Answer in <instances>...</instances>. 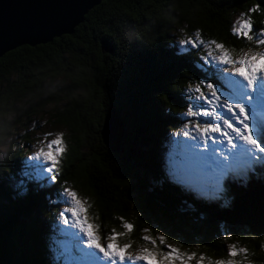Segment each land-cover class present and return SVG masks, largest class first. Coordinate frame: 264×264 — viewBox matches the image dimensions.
<instances>
[{"label":"trees","instance_id":"trees-1","mask_svg":"<svg viewBox=\"0 0 264 264\" xmlns=\"http://www.w3.org/2000/svg\"><path fill=\"white\" fill-rule=\"evenodd\" d=\"M240 12L250 16L255 32L264 29V0H105L71 34L0 58V149H6L0 156V264H54L53 244L43 233L54 212L49 200L65 185L87 192L88 213L102 234L121 233L126 222L133 227L121 238L138 246L154 226L190 253L223 258L225 244L233 243L247 250L249 261L264 264V233L216 219L247 190L264 185L262 165L247 170L244 184L227 181L233 190L227 207L183 188L163 167L166 133L185 108L186 86L219 82L200 67L202 51H178L169 35L199 30L234 57L252 42L231 31V18ZM103 43L110 53L101 52ZM48 105L53 121L69 132L58 178L50 188L28 182L11 195L3 179L21 157L14 130ZM107 111L123 126L117 147L106 139L111 150L100 135Z\"/></svg>","mask_w":264,"mask_h":264},{"label":"snow or ice","instance_id":"snow-or-ice-1","mask_svg":"<svg viewBox=\"0 0 264 264\" xmlns=\"http://www.w3.org/2000/svg\"><path fill=\"white\" fill-rule=\"evenodd\" d=\"M253 11L256 9H250L249 14ZM244 15L241 14L240 20L233 24V35L248 41H253L255 38L257 48L264 45V29L255 32L250 16L244 19ZM194 36V40L181 41V52L190 51L183 47L186 44L197 49L203 46L207 49V55L201 57L204 64L200 67L213 75H220L223 83L202 81L195 86L194 90L199 95L189 98L203 103L190 104L187 111L182 114L197 119L190 120L184 125L183 136L187 141H175V147L168 159V171L175 182L196 189L204 195L219 197L223 192L221 182L226 176L237 172L243 175L252 165L264 162V126H262L264 115L258 112V104L264 100V52H254L250 49L238 59H233L232 53L223 44L203 40L199 30ZM214 52H218L219 55H213ZM224 65L231 67V76L222 75L228 71L227 68L222 67ZM202 86L208 90L207 93L202 91ZM187 91L189 93L193 91L191 85ZM205 105L209 106L211 111H208ZM254 118L255 127L252 124ZM189 124L192 125L191 130ZM214 133L223 139L211 135ZM45 147L47 151L40 148L34 155L29 156L27 161H39L43 158L49 166L26 163L20 173L19 188L26 190L28 182L43 183L45 180L56 182L59 158L65 151L62 134H57L45 144ZM45 173L50 175L45 176ZM63 191L68 198L64 203L71 205L64 208L61 213L64 223H69L66 214L71 213L75 218L72 227H78L79 232L86 237L87 247L95 249V252L86 251L80 246L83 237L78 238L69 255L79 264H137L138 261H144V264H190L196 259V253H181L178 248L171 245L168 246L167 251L157 250L156 241L150 236L142 239L151 243L152 248L145 247L133 257L127 253L130 244L120 246L117 243L118 237L125 233H117L114 229L106 237V245H102L99 226L88 222L84 202L77 197L76 192L67 188ZM122 226L126 231H131L133 227L129 223H124ZM165 239L164 236H159L161 244ZM241 253L245 254L244 259H246L247 250L237 249L232 245L228 251L230 259L218 260L215 264H243V261L235 260V257ZM205 259L203 255L199 256L196 264H204ZM209 264L212 262L209 261Z\"/></svg>","mask_w":264,"mask_h":264},{"label":"rangeland","instance_id":"rangeland-1","mask_svg":"<svg viewBox=\"0 0 264 264\" xmlns=\"http://www.w3.org/2000/svg\"><path fill=\"white\" fill-rule=\"evenodd\" d=\"M241 14L242 13L240 12V13H236L235 15L232 16V18H231V31H232L233 24L236 23L238 20H240ZM243 18L246 19L245 15ZM238 26L239 25L237 24V27ZM169 36H170V40L173 42L174 47L178 51H181L180 50L181 49V41L188 40V39H193V40L195 39L194 35L189 36L186 33H184L183 30H180V29L177 30V33H175V35L170 34ZM183 47H185L187 49H191V50L197 49V48H193L191 45H187V44L184 45ZM250 49L254 52L255 51L264 52V45H261L257 48V46L255 44V38H254V40L250 43V48L243 50L239 55L234 56L232 58L238 59L245 52H249ZM199 51H202V53H203L202 56L207 55V49H205L203 46H201V48H199ZM213 55H219V53L214 52ZM203 63H204V61H203ZM222 67L228 69V71L224 72L222 75L231 76V72H232L231 67L229 65H224ZM237 67H239V65H237ZM216 77L219 81V82H217V84H222L223 81H222L220 75H216ZM235 78L239 79V77H235ZM196 85L197 84L191 85L193 88V91L191 93H189L187 91L189 86H186V89L184 91V101H183L185 108L178 115V122H176V126H174L171 131H168L166 133V139L168 142L165 145L166 151L163 154V161H164L163 167L167 173V176L170 179H172V177L168 171V159H169V156L173 152V149L175 147V141H177V140L187 141V138L183 136L184 125L186 123H188L190 120L197 119L195 117L188 118V117L183 116L182 114L187 111L190 104H202L203 103V101H196V100H192L189 98V97H195V96L199 95V93H196L194 90ZM202 91H204L206 93L208 92V90L203 86H202ZM209 95H210V93H209ZM204 107L208 111H211L209 106L205 105ZM53 112H54V107L51 105H48L41 112H39L36 116L29 119V121L27 123H25V125H20L19 127H17L14 130V133H13V138H14V142H15L14 145H16V150L19 149V147H21V151L19 152V156L21 155V157L17 162L14 163L9 174L5 173L4 179L1 178V179H3L4 183L8 184V186H9L8 190L11 191L10 192L11 195L14 194V190L16 188L21 189L18 187L19 180H20V173L23 170L24 165L26 163L40 164V165L45 166V167L49 166L48 162H45L43 160V158H41L39 161H27V158L29 156L34 155L35 152H37L40 148H44V150L47 151L48 149L45 147V144L48 141H51L52 139H54L57 134H62V136H63V143H64L65 151L63 152L62 155H64V153H66V151L68 149V143H67L65 137L66 136L68 137L69 132L67 130H65V128L63 126L58 125L57 123H55L53 121V119L51 117ZM258 112H260L262 115H264V100H261L259 102ZM252 124H253V127H255V124H256L255 118L253 119ZM262 126H264V125H262ZM191 128H192V125L189 124V130H191ZM46 133H51L52 135L46 136L45 135ZM193 134H195V133H193ZM211 135H213L217 138L223 139L222 137H219L218 134L214 133ZM41 141H43L44 143H41ZM5 150H6L5 148L0 149V156H3L5 154ZM62 155H61V157H62ZM60 158H59V164L57 165L58 174L60 173ZM256 165H262L264 168V162H261V163H256V164L252 165L250 170H248V171L251 172L252 167L256 166ZM246 172L243 175L239 174L238 172L229 174L221 182L222 187H223V192L219 195V197H216V198L220 199L221 205L223 207H227L228 205H231V203L233 201V190L230 188V183L227 181L228 180H239L242 184H244L247 181ZM44 175L48 176L50 174L45 173ZM43 185H45L44 187H45V189H47V188H50L53 185V183L45 180L43 182ZM180 185L183 188H186L188 191L193 192V194H195L197 196L204 195L200 191L193 189V188H190L187 185H183V184H180ZM65 188L76 192L77 197L81 201L84 202V207L87 208L88 222L90 224L97 225L93 220V216H90L88 213L92 199L86 196L87 192L85 190L80 192V189H75V188L71 187L70 185H65L62 188V190L59 192V194L56 196V198L49 200V204L53 205V207L49 208V211L52 213L54 210V212H53V216H52L51 220L47 224V231L48 232L43 233V238L47 244H53L52 245L53 247H51V249L53 251H52V256H50V259H52L54 264H79V262L73 260L69 254L72 253L73 246H74L76 240L80 237H83V234L79 232L78 227H72V223H73L75 218L71 216V213L66 214L67 217L69 218L68 224L64 223V217L61 216V213L63 212L64 208L71 206L70 204L64 203V200L68 199L67 194L63 191V189H65ZM21 190H23V189H21ZM262 192L263 193H260V194L258 193V194L264 195V190ZM212 197L213 196L206 195V197H204V198L209 199ZM231 217L234 218V215ZM82 218H83V214H82ZM124 223H126V222H121V231H122L121 233L126 232V230L122 226ZM152 229H155V232L152 233L148 229H147L148 231L143 232V234L141 236V244L138 246L131 244V242L126 240V239H122L121 238L122 236L118 237L117 243L120 246H123L124 244H130L131 247L127 250V253H129L133 257H135V255L139 254V252L143 248H145V247H147L149 249L152 248L151 243L142 239L145 236H150V237H152V239H154L156 241L157 250L167 251L168 246L171 245L172 247L178 248L181 253L191 254L187 250L178 247L177 245L173 244L172 242H169L167 240L165 234H163L161 231H159L156 227L152 226ZM112 231H113V228L107 230V232L102 234L101 229L99 228V236L101 237L100 242L102 245H106V243H107L106 237L109 234H111ZM117 233H120V232H117ZM74 234H77V235H74ZM161 235L166 238L165 242L163 244H161L159 241V236H161ZM232 245H234L237 249L242 248L241 246H239L237 244L226 243L225 248H224L225 255L223 258H216V259L213 257L210 258L202 252L201 253L195 252L196 253V259H198L199 256L203 255L206 258L204 261V264H209V261H211L212 264H215V262L218 260H225L226 261V260L230 259V257L228 256V251H229V247ZM80 246L82 248H84L86 251L95 252V249H89L87 247L86 237H83V239L81 240ZM244 256H245V254L241 253L240 255L235 257V260L243 261V264H255V263L249 261L248 257L246 259H244ZM196 259L192 260L190 262V264H196ZM137 264H144V261H138Z\"/></svg>","mask_w":264,"mask_h":264},{"label":"water","instance_id":"water-1","mask_svg":"<svg viewBox=\"0 0 264 264\" xmlns=\"http://www.w3.org/2000/svg\"><path fill=\"white\" fill-rule=\"evenodd\" d=\"M101 1L105 0H0V58L15 48L24 45L34 47L51 42L61 35L71 34L82 22L83 16ZM110 51L108 44L101 45L102 53ZM122 130L123 126L115 119L114 113L107 111L100 130L103 143L107 146L108 139L109 143L112 142V147H117ZM263 190L264 185L247 190L234 201L232 210H224L216 219L227 223L246 222L255 230L258 229L257 232L264 233V195H259ZM248 205L259 212L256 214V220L254 215L244 218L231 217L237 211H248L245 208Z\"/></svg>","mask_w":264,"mask_h":264},{"label":"bare ground","instance_id":"bare-ground-1","mask_svg":"<svg viewBox=\"0 0 264 264\" xmlns=\"http://www.w3.org/2000/svg\"><path fill=\"white\" fill-rule=\"evenodd\" d=\"M260 200V199H259ZM248 209V211H237L234 214V218H244V217H252L254 215L255 220L257 219V215L259 212L258 211H254V207L252 208L250 205H248V207H245Z\"/></svg>","mask_w":264,"mask_h":264}]
</instances>
